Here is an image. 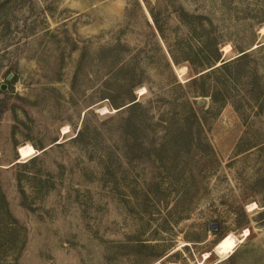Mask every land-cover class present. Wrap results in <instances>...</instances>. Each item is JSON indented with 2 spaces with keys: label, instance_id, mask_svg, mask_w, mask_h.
Listing matches in <instances>:
<instances>
[{
  "label": "rangeland",
  "instance_id": "374dc122",
  "mask_svg": "<svg viewBox=\"0 0 264 264\" xmlns=\"http://www.w3.org/2000/svg\"><path fill=\"white\" fill-rule=\"evenodd\" d=\"M0 264H264V0H0Z\"/></svg>",
  "mask_w": 264,
  "mask_h": 264
},
{
  "label": "bare ground",
  "instance_id": "6f19581e",
  "mask_svg": "<svg viewBox=\"0 0 264 264\" xmlns=\"http://www.w3.org/2000/svg\"><path fill=\"white\" fill-rule=\"evenodd\" d=\"M176 74H177V72H176ZM179 78H181V77H179ZM25 149L27 150V147ZM247 236H248V230H245L243 232L242 238H245ZM239 243H241V239H238L234 235L229 234V235L223 237L219 241V243L214 247V252L218 255L219 258H221V259L226 258L227 256L231 255V253H233L234 249L236 248V246Z\"/></svg>",
  "mask_w": 264,
  "mask_h": 264
},
{
  "label": "trees",
  "instance_id": "16d2710c",
  "mask_svg": "<svg viewBox=\"0 0 264 264\" xmlns=\"http://www.w3.org/2000/svg\"><path fill=\"white\" fill-rule=\"evenodd\" d=\"M246 55H247V53L241 55V57H244V56H246ZM173 63H174V61H173ZM193 80H195V78H194ZM202 94H203V92H202ZM133 105H136V104L134 103Z\"/></svg>",
  "mask_w": 264,
  "mask_h": 264
},
{
  "label": "water",
  "instance_id": "95a60500",
  "mask_svg": "<svg viewBox=\"0 0 264 264\" xmlns=\"http://www.w3.org/2000/svg\"><path fill=\"white\" fill-rule=\"evenodd\" d=\"M8 78H10V76Z\"/></svg>",
  "mask_w": 264,
  "mask_h": 264
}]
</instances>
